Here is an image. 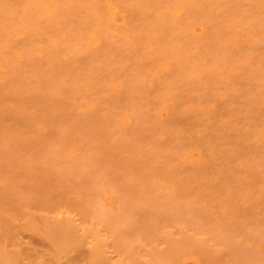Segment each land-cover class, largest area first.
<instances>
[{"label":"snow or ice","instance_id":"snow-or-ice-1","mask_svg":"<svg viewBox=\"0 0 264 264\" xmlns=\"http://www.w3.org/2000/svg\"><path fill=\"white\" fill-rule=\"evenodd\" d=\"M4 7H13L18 20L0 41V88L6 102L27 112L32 124L28 139L47 141V156L57 160L59 145L70 136L84 139L95 150L94 160L72 172L70 190H84L92 179L86 175L91 168L114 192L147 191L161 183L177 199L178 183L165 176L173 166L171 140L186 130L177 129L176 123L195 115L199 140L218 164L211 179L215 197L228 203L252 193L256 164L246 153L257 142L264 196V0L259 4L258 123L252 112L256 92L246 83L256 76V61L252 49L245 52L233 39L240 27L217 29L208 47L197 49L199 54H185L172 43L184 32L180 17L190 8L241 9V20L247 17L245 27L251 29L256 5L133 3L128 7L139 22L129 26L119 43L101 29L87 35L76 30L69 13L84 5L26 0ZM72 158H78L75 151ZM230 264H264V223L261 259L238 258Z\"/></svg>","mask_w":264,"mask_h":264},{"label":"rangeland","instance_id":"rangeland-1","mask_svg":"<svg viewBox=\"0 0 264 264\" xmlns=\"http://www.w3.org/2000/svg\"><path fill=\"white\" fill-rule=\"evenodd\" d=\"M108 1L111 0H83L85 7L77 8L79 15H69L70 23L83 35L101 29L109 40L119 43L129 26L139 22L136 11L128 5L178 2L113 0L127 15L126 23L118 25L109 21ZM24 2L26 0H0V41L5 40L8 29L13 26L12 21L18 20L16 10L13 7L6 9L3 4L14 6ZM179 2L256 5L251 10L254 20L251 29L245 27L247 17L241 20L244 17L241 9L219 12L190 8L180 17L184 32L172 43L185 54H199L197 49L205 50L217 29L231 25L240 27L241 31L233 39L243 45L245 52L252 49L256 61V76L246 83H251L256 92L252 112L258 123L261 118L260 0ZM202 25L208 29L205 36L201 35ZM191 27L196 28L195 33L191 32ZM2 61L3 52L0 50ZM198 126L199 119L195 115L190 121H178L175 125L177 129L184 127L186 130L177 132L171 140L173 166L165 176L178 183L181 195L177 199H173L161 183L147 191L114 192L107 180L95 177L91 168L86 175L92 179L82 192H77L69 189V177L74 170H83L89 161L95 159L94 148L84 139L70 136L59 145L61 159L48 157L47 141L37 144L28 139L27 132L32 124L27 112L13 107L11 100L6 102L4 90L0 88V264L9 261L15 264H57L63 256L71 257L69 264H128L130 260L136 264H168L169 261V264H208L209 260L230 264L238 258L259 261L261 225L264 223L259 144L249 145L246 153L256 164L252 193L247 199L225 203L215 197L211 188L218 164L207 155L206 147L200 142ZM74 151L78 158H72ZM111 200L112 204L108 203ZM62 211L66 213L63 215ZM129 213L132 214L131 221ZM31 223L34 229L29 228Z\"/></svg>","mask_w":264,"mask_h":264},{"label":"bare ground","instance_id":"bare-ground-1","mask_svg":"<svg viewBox=\"0 0 264 264\" xmlns=\"http://www.w3.org/2000/svg\"><path fill=\"white\" fill-rule=\"evenodd\" d=\"M70 3H73V4H76V5H83V0H71V1H69ZM0 5H2V3H0ZM3 6H4V4H3ZM2 6V8H4ZM107 10H108V13H109V21H110V23H117L118 25H122V24H125L126 23V20H127V15L121 10V8H120V6L117 4V3H115L113 0H111V1H108V3H107ZM188 10H186L183 14H185L186 12H187ZM79 11L77 10V8L76 9H74V10H72L70 13H69V15H79ZM10 19H11V17H10ZM190 30H191V32H193V33H195L196 32V28H194V27H191L190 28ZM202 30H203V32H202V36H205V35H207L208 33V29L204 26V25H202ZM112 200L111 201H109L108 203H110V204H112ZM103 210H104V208H103ZM102 210V211H103ZM63 212V213H62ZM61 213L64 215V213H66V211L64 212V211H62ZM103 213V212H102ZM107 213V212H106ZM101 216V215H100ZM110 216V215H109ZM62 219H63V217H62ZM59 221V220H58ZM65 222H66V220H65ZM68 222V221H67ZM61 225H62V223H60ZM30 225V227L29 228H31V229H34V226H32L33 224L31 223V224H29ZM58 225V224H57ZM61 225H59V227H61ZM68 225V224H67ZM71 225H72V223H71ZM70 225H68V227H69ZM53 228H54V226H53ZM67 229H70L71 230V228H67ZM74 229V228H73ZM54 231H55V228H54ZM9 233V232H8ZM11 233V232H10ZM74 233V232H73ZM13 234V233H12ZM67 235V234H66ZM77 235V234H76ZM14 236V235H13ZM76 237V236H75ZM77 237H78V235H77ZM68 238V237H67ZM13 239V238H12ZM2 240V239H1ZM61 240V239H60ZM76 240H78V239H76ZM76 240H74V242L76 241ZM80 240V239H79ZM90 240V239H89ZM69 244H72V243H69ZM79 244V243H78ZM77 244V245H78ZM74 244H72L71 246H73ZM103 245V244H102ZM60 246V245H59ZM58 246V247H59ZM61 247H63L62 245H61ZM67 247V246H66ZM74 247V246H73ZM77 247V246H76ZM82 247V246H81ZM63 248H65V247H63ZM74 250H75V248H73ZM78 249H80V248H78ZM92 249V248H91ZM59 250L61 251L62 249H60L59 248ZM58 250V251H59ZM73 251V250H72ZM80 252V251H79ZM91 253H92V251H90ZM56 253V252H55ZM62 253V252H61ZM74 253V252H73ZM81 253V252H80ZM90 253V254H91ZM60 255H62V254H60ZM64 255V254H63ZM73 255V254H72ZM75 255V254H74ZM76 255H77V253H76ZM35 256V255H34ZM92 256V255H91ZM61 257V256H60ZM40 258V257H39ZM39 258H38V260H39ZM44 258V257H43ZM53 258V257H52ZM55 258V257H54ZM54 258H53V261L55 262V260H54ZM69 258H71V257H69ZM69 258H67L66 256H63L60 260H62L60 263H59V261L57 262V264H69L70 262H69ZM45 259V258H44ZM58 259V258H57ZM72 260V259H71ZM75 260V259H74ZM76 260H78V259H76ZM45 261V260H44ZM50 261H52V260H50ZM49 261V262H50ZM81 262H82V260H80ZM93 261V260H92ZM97 261V260H96ZM34 262V261H33ZM41 262V261H40ZM52 263V262H51ZM51 263H49V264H51ZM75 264H76V262H74ZM96 263V262H95ZM102 263V262H101ZM100 263V264H101ZM168 263V262H167ZM169 263H171L170 261H169ZM168 263V264H169ZM33 264V263H32ZM40 264V263H39ZM44 264V263H43ZM93 264V263H92Z\"/></svg>","mask_w":264,"mask_h":264}]
</instances>
